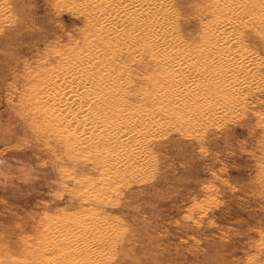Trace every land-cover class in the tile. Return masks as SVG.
<instances>
[{
  "label": "rangeland",
  "instance_id": "rangeland-1",
  "mask_svg": "<svg viewBox=\"0 0 264 264\" xmlns=\"http://www.w3.org/2000/svg\"><path fill=\"white\" fill-rule=\"evenodd\" d=\"M56 1L0 0L5 17L0 20V264L27 262L44 225L67 228V215L82 219V227L94 230V240L100 241L86 255V264H264L262 29L245 8L240 10V25L230 27L235 26L237 46L255 61L252 71L243 72L251 91L240 96L237 107L225 110L224 120L200 127L161 118L159 96L149 99L160 76L155 73L150 83L145 77L153 64L139 62L137 51L118 54L119 72L107 68L118 78L108 111L115 105L137 109V101L127 108L122 102L140 91L147 113L159 122L136 133L145 153L141 171L138 160L116 179L88 146L36 130L42 121L26 109V81L79 44L82 16L71 4ZM177 2L174 32L179 46L189 47L190 39L191 45L199 42L201 23L211 15L206 1ZM212 9L219 16L214 2ZM85 105L92 110L90 102ZM97 215L103 220L94 228Z\"/></svg>",
  "mask_w": 264,
  "mask_h": 264
},
{
  "label": "bare ground",
  "instance_id": "bare-ground-1",
  "mask_svg": "<svg viewBox=\"0 0 264 264\" xmlns=\"http://www.w3.org/2000/svg\"><path fill=\"white\" fill-rule=\"evenodd\" d=\"M177 1L60 0L63 6L66 3L74 6L84 25L78 33L79 44L72 45L65 57L53 62L51 69L38 78L32 77L23 87L30 96L26 109L42 121L34 128L44 133L50 130L63 143L79 141L88 146L96 152L95 159L103 165L104 172L116 179L124 168L138 160L142 163L136 170L141 171L145 153L136 133L138 128L145 133L153 125L158 126L159 121L147 113L149 104L140 91H136L134 99L122 102L127 108L137 101V109L128 108L133 111L129 115H125L129 110L117 105L112 107L113 112L108 111V99L117 90L118 78L107 68L118 70V54L124 51H137L139 62L153 64L145 69L149 83L155 73L159 74L160 83L152 85L149 99L159 96L161 118L170 122L174 119L179 125L198 123L199 127L204 122L224 120L225 110L237 107L240 96L250 93V81L243 72L252 71L255 63L240 50L232 36L243 17L238 13L245 8V15L264 33V0H203L211 18L200 22L203 34L197 44L191 45L190 39L189 47L179 46L176 37L178 31L174 26L178 24L173 21ZM213 2L218 6L219 16L212 9ZM0 20H5L1 12ZM234 22L235 26L230 27ZM214 26L218 28L212 30ZM161 90L165 92L160 97ZM86 102H90L92 110L86 108ZM84 113L86 118L82 119ZM108 128H111L108 132L102 131ZM102 217L97 215L91 225L99 227ZM66 221L67 228L47 229L45 224L44 233L38 236V248L29 253L23 264H86V255L100 241L94 240V230L82 227L84 223L77 216L67 215Z\"/></svg>",
  "mask_w": 264,
  "mask_h": 264
}]
</instances>
